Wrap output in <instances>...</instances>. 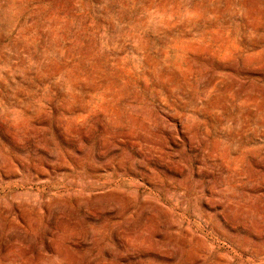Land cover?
Instances as JSON below:
<instances>
[{
	"label": "rangeland",
	"instance_id": "1",
	"mask_svg": "<svg viewBox=\"0 0 264 264\" xmlns=\"http://www.w3.org/2000/svg\"><path fill=\"white\" fill-rule=\"evenodd\" d=\"M0 264H264V0H0Z\"/></svg>",
	"mask_w": 264,
	"mask_h": 264
}]
</instances>
